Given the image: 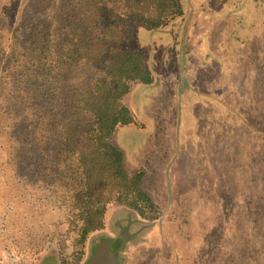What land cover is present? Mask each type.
Listing matches in <instances>:
<instances>
[{"label": "trees", "instance_id": "16d2710c", "mask_svg": "<svg viewBox=\"0 0 264 264\" xmlns=\"http://www.w3.org/2000/svg\"><path fill=\"white\" fill-rule=\"evenodd\" d=\"M217 1L195 10L191 0H0V27L16 21L12 38L9 28L0 30V166L10 167L15 178L30 176L35 184L42 175L41 183L51 184L48 197L63 207L71 239L69 257L52 238L39 242V251L55 249L61 264H81L113 203L145 220L167 214L144 185L147 167L129 172L125 150L114 141L120 128L136 123L134 109L123 101L132 85H151L157 78L149 51L128 47L138 37L127 24L132 19L157 29L181 24L180 52L188 45L182 61L189 57L193 78L202 83V73L204 85L210 82L206 90L178 88L181 107L193 106L194 128H185L183 143L200 142L209 197L227 182L219 199L218 241L206 249L210 262L202 250L198 261L264 264V0ZM5 38L14 40L15 51L2 63ZM23 47L34 51L27 64L19 59ZM248 98L262 115L261 125L248 114ZM179 120L178 132L185 126ZM199 127L203 133L197 137ZM190 184L193 195L182 206L197 198L195 190L205 189L203 180Z\"/></svg>", "mask_w": 264, "mask_h": 264}, {"label": "rangeland", "instance_id": "374dc122", "mask_svg": "<svg viewBox=\"0 0 264 264\" xmlns=\"http://www.w3.org/2000/svg\"><path fill=\"white\" fill-rule=\"evenodd\" d=\"M204 1L191 0V3L195 10H199L212 0ZM12 16L9 15L7 19ZM130 20L127 24H133L135 34L138 30V37L128 47L141 46L149 51L150 64L157 78L151 85H132V92L123 101L134 109L137 124L120 128L114 141L125 150V164L129 172L147 167L148 177L144 185L160 207L167 209V214L160 220L150 221L142 219L136 211L121 203L111 204L106 226L90 236L86 256L81 264H200L199 250H202L200 252L202 256L205 255L204 261L208 263L211 257L208 258L205 252L218 241L216 227L223 220L221 190L227 188V182L222 180L217 184L216 189H213L216 191L214 196L209 197L211 184H206L205 173L200 171L203 160L200 142L197 140L193 144L190 140L187 145L183 143L185 128H194L189 113L193 106L181 107L182 97L178 88L196 87L206 90L210 82L204 85L207 83L205 75L200 73L199 78L203 82L199 83L193 78L194 70L190 71L191 59L186 57L182 61L184 48L188 45L183 46L180 52L183 35L181 24L176 28L169 26L157 29ZM15 22L11 19L8 24L1 25L0 30L9 28L12 38ZM188 31V34L194 31L190 23ZM3 42L7 49L1 57L2 63L15 51L13 39L5 38ZM192 42L189 48L195 52V41ZM196 44L198 47V42ZM18 53L20 62L27 64L26 61L32 58L34 51L23 47ZM193 57L199 59L202 56ZM181 64L183 74L180 73ZM184 90L188 93V99L193 98L192 90ZM246 104L248 114L255 118L257 125H261L263 111L262 115L257 114L249 98ZM177 120H182L185 125L180 127L179 132ZM198 133H203L201 127L194 135L198 137ZM19 142L23 140L19 139L16 143ZM19 147L22 152H27L24 143L19 144ZM193 147L195 154H198L195 160L191 154ZM175 148L180 150L175 151L177 158L173 160L174 165L169 167ZM41 176L39 183L43 181ZM31 180L30 176L26 178L20 175L15 178V171H11L10 167L0 166V264H61L55 249L39 251V242L41 246L52 243L49 238L54 240L53 245L62 247L66 256L72 253L68 246L71 239L69 235L66 236L63 222V207H59L52 196V199L48 197L51 192L48 186L51 184L43 182L39 186V183L34 184ZM197 180H203L205 189L195 190L197 198L191 204L182 206L180 203L183 198L193 195L190 183ZM42 200L43 203L39 204Z\"/></svg>", "mask_w": 264, "mask_h": 264}]
</instances>
